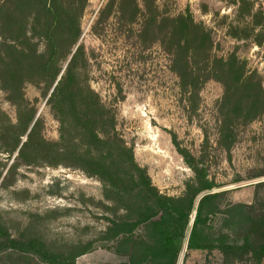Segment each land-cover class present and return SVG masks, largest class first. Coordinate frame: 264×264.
<instances>
[{
    "label": "rangeland",
    "instance_id": "rangeland-1",
    "mask_svg": "<svg viewBox=\"0 0 264 264\" xmlns=\"http://www.w3.org/2000/svg\"><path fill=\"white\" fill-rule=\"evenodd\" d=\"M81 4L76 10L79 35L72 49L78 45L82 49L81 77L107 111L100 130L110 136L112 149H129L131 162L158 194L179 198L183 208L189 201L191 208L206 185L221 187L264 177V0H81ZM179 16H188L203 29L209 42L200 47L178 42L180 33L170 20ZM31 40L38 42L36 37ZM231 58L245 76L240 86L230 84L228 75L224 80L214 77L219 68L214 60ZM224 84H230L228 98ZM254 84L259 85L263 104L253 118L244 119L249 99L255 97ZM50 91L40 79L21 85L22 106L31 108L40 135L53 142L59 141V123L47 104ZM17 120L16 106L0 86L2 231L14 239H38L66 255L87 248L74 257V264L126 261L131 240L149 241L148 223L114 235L115 225L120 230L131 226L133 210L141 201L132 193L120 197L117 189L88 173L75 160L84 154H60L52 163L26 164L15 150L10 152L18 130L7 126ZM65 137L72 152H85L73 125L67 126ZM112 155L105 154L108 164L134 178V167L125 162L120 166ZM126 155L119 158L124 161ZM200 215L206 217L200 225L202 235L213 243L220 238L249 248L226 257L218 249L185 248L180 264H264V256L252 250L264 243V181L227 188L202 201ZM2 252L0 264H43L33 255Z\"/></svg>",
    "mask_w": 264,
    "mask_h": 264
},
{
    "label": "trees",
    "instance_id": "trees-1",
    "mask_svg": "<svg viewBox=\"0 0 264 264\" xmlns=\"http://www.w3.org/2000/svg\"><path fill=\"white\" fill-rule=\"evenodd\" d=\"M63 2L0 0V36L3 38L0 42V86L7 93V99L15 104L18 117L17 124L7 126L8 129L12 126L18 130V135H13L10 152L15 150L17 156L26 164L37 161L52 163L60 154H84L75 160L80 161L88 173L117 189L120 197L132 193L133 197L141 201L133 210L135 219L131 226L128 229L122 227L120 230L121 226L115 225L114 235L129 233L133 226L144 223H148L151 229L149 241L139 238L131 240L126 261L116 264H174L187 223L190 202L188 201L184 209L179 198L158 194L142 170L131 162L129 149L122 146L114 150L109 147L110 136L105 130H100L106 125L107 111L99 103L96 94L85 86L81 77L80 69L83 64L78 61L83 57L82 49L79 45L72 49L79 35L76 10L81 9V0L67 1L66 4ZM170 21L180 33L178 42L182 40L186 45L194 44L198 47L209 42L208 35L198 25L193 24L188 16H179ZM32 37H36L38 42H33ZM40 44L42 46L38 49ZM217 61L219 68L215 76L213 74L214 77L224 80V76L228 75L230 84H243L245 76L241 67L235 68V59L225 62L214 60L218 65ZM32 79H40L46 90H51L47 104L59 123V141L45 140L39 133L40 123L37 118L34 119L31 108L22 106L21 85ZM230 84H224L227 98ZM183 85L190 84L183 81ZM252 86L256 91L255 97L249 99L244 119L253 118L257 114V108L263 104L258 98L259 85ZM70 124L77 129L78 141L85 147L83 153L72 152L65 143L67 126ZM21 135H24L23 140L19 138ZM0 139H4L2 133ZM92 149L96 152L93 153ZM105 154L115 155L120 166L124 162L132 165L136 170L135 177L131 174H120L113 169ZM119 154H127L128 159L122 161ZM205 187L208 189L211 185ZM219 193L204 195L200 198L201 202L198 201L186 248L218 249L224 257L240 255L248 250V245L229 244L220 238L213 243L214 240L202 235L200 225L206 219L200 215L202 201L215 198ZM0 236H3L0 252L8 249L25 257L33 255L43 264H74V257L87 249L66 255L51 251L38 239L10 238L1 229ZM252 250L258 257L264 256V243L252 247ZM1 254L5 257L7 255L5 252ZM33 264L38 263L34 261Z\"/></svg>",
    "mask_w": 264,
    "mask_h": 264
},
{
    "label": "water",
    "instance_id": "water-1",
    "mask_svg": "<svg viewBox=\"0 0 264 264\" xmlns=\"http://www.w3.org/2000/svg\"><path fill=\"white\" fill-rule=\"evenodd\" d=\"M264 181V177H259V178H255L246 182H238V183H234V184H230V185H226V186H221V187H211L208 189H204L201 190L199 193H197L192 201V205L189 211V215H188V219H187V223L184 229V233H183V237L181 240V244L175 259V263L174 264H180L182 257H183V253L184 250L186 248L187 245V240L189 237V233L191 230V226L193 223V219L195 216V212H196V207L198 204L199 199L204 196V195H208V194H213V193H217V192H221L223 190H226L227 188H232V187H236V186H240V185H244V184H250V183H257V182H262Z\"/></svg>",
    "mask_w": 264,
    "mask_h": 264
}]
</instances>
